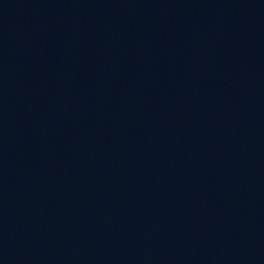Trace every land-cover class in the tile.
<instances>
[{"label":"water","instance_id":"1","mask_svg":"<svg viewBox=\"0 0 264 264\" xmlns=\"http://www.w3.org/2000/svg\"><path fill=\"white\" fill-rule=\"evenodd\" d=\"M172 0H0V264H192Z\"/></svg>","mask_w":264,"mask_h":264}]
</instances>
